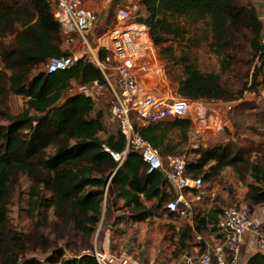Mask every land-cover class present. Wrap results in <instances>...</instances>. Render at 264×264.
I'll return each instance as SVG.
<instances>
[{
  "label": "trees",
  "instance_id": "1",
  "mask_svg": "<svg viewBox=\"0 0 264 264\" xmlns=\"http://www.w3.org/2000/svg\"><path fill=\"white\" fill-rule=\"evenodd\" d=\"M140 5L146 18L138 23L149 27L156 46L162 48V56L182 68L176 90L179 96L208 103L233 102L264 86V24L252 0H140ZM200 23L210 30V48L219 58L220 74L202 73L187 53L177 57L172 46L165 47L173 41L185 42ZM9 37L12 40L6 44ZM64 45L62 26L46 0H0V58L6 71L0 72V99L4 101L12 94L27 103L22 114L7 127H0V264H18L11 247L20 245L21 239L8 232V214L20 174L33 181V194L39 196L43 186L51 195L47 206L83 229L99 224L107 190L124 201L123 207L131 211L134 222L155 215L156 211L148 209L143 200H156L162 205L175 198L162 173H149L148 165L137 153L130 154L117 170L105 147L122 152L125 139L119 131L102 139L105 115L97 110L94 99L81 93L67 95L74 83L106 85L94 65L83 60L70 70L54 74L44 71L51 58L69 55ZM252 108L242 104L232 112L241 118ZM247 117L257 119L256 115ZM234 124L238 127L237 121ZM190 128L189 120H173L149 125L139 132L167 157L180 155L178 148L188 144ZM174 131H179L178 144L171 140ZM193 155L195 160L187 164V173L205 184L227 168L240 176L249 169L256 184L250 186L248 199L254 205L264 204V189L257 185L264 184V163L247 167L242 152L233 143L201 147ZM222 213L211 210L209 223L216 226ZM191 233L190 227L183 231L181 247L191 239ZM64 256V252H57L47 263L97 264L92 255ZM22 264L45 262L34 259ZM248 264H264V255L255 254Z\"/></svg>",
  "mask_w": 264,
  "mask_h": 264
},
{
  "label": "rangeland",
  "instance_id": "2",
  "mask_svg": "<svg viewBox=\"0 0 264 264\" xmlns=\"http://www.w3.org/2000/svg\"><path fill=\"white\" fill-rule=\"evenodd\" d=\"M82 1L86 9L95 12L98 16L100 13L105 16L103 28L94 30L91 37L100 35L107 28L117 26V14L121 9L130 13L131 23L137 24L139 19L146 18V12L140 5V0H120L118 3L113 0ZM259 16L264 24V15L260 13ZM11 40L12 38L9 37L5 40V43L8 44ZM187 40L185 42L173 41L165 47L172 46L177 57L187 53L202 73L220 74L219 58L210 48L211 34L209 28L204 23H200L196 28L192 29ZM63 48L69 51L67 45H64ZM158 49L165 67L167 82L165 87L174 92L177 90L178 82L182 78V68L170 63L169 58L162 56V48L158 47ZM2 71L5 70L0 58V72ZM73 85L78 93L93 97L97 110L101 109L104 112L105 120H108L110 108L108 91L105 88L97 90L92 88V86H88L84 90L83 85L76 83ZM206 103L209 104L208 102ZM225 104H230L231 109ZM242 104L254 106L247 112V115H256L257 119H248L247 115L239 118L232 112L233 108ZM213 105V109L217 108L224 112L226 126L224 131L218 134L212 130L206 131L198 139L200 148L210 149L233 143L242 152L247 167L250 168L251 165L257 164L262 165L264 163V86H261L256 93H245L238 101L214 102ZM26 109V100L21 97L9 94L4 101L0 99V113H4L3 116H0V127H7L12 119L22 114ZM213 114L215 115V113ZM234 121H237L238 127L235 126ZM117 134V126L109 125L105 121V131L100 137L106 140L108 137ZM192 144L193 142L191 141ZM191 145L185 144L179 148L180 155H185L188 163L195 160L194 149ZM50 153H53V151H50ZM208 170L209 168L205 171L207 172ZM253 184L256 183L249 169L242 176L235 173L231 168L225 169L219 177L206 183L208 189H216L217 196L213 202L208 203L205 200V207L201 212L203 218H206L211 210L219 209L223 212L229 205H240L248 208L252 216L264 225V204L254 205L248 199L250 186ZM257 185L264 189V184ZM34 187V183L30 178L20 174L13 187V194L10 200L8 232L10 235H18L21 239L20 245L11 247L13 249L12 256L17 258L18 264L34 259L48 264V259L57 252H64V258H75L91 255L95 249L103 253L106 247L108 254L125 255L139 264L143 261L146 264L149 259V250L153 248L154 244L160 245L158 242H153L150 230L155 229L154 219H161L166 213V201L162 205L156 201H144L148 209L156 211L155 215L149 221L134 222L130 215L131 211L129 209L124 211L123 202L118 201L114 198L111 191L107 190L108 193L102 204V215L99 224L95 228L87 225L83 229L52 206H47L46 200H49L51 195L43 186L39 188V196L38 194H33ZM118 212H120L119 215H122L121 218H115L114 214ZM109 214H111L110 218L108 217ZM179 220H182L184 225L190 218ZM121 224L125 225V230H115ZM174 227L178 226L160 224L157 229L162 230L165 228L169 232ZM88 229L93 230L89 232ZM148 230L149 232H147ZM203 230V234L207 236L209 233H213L215 229L210 226L208 228L204 227ZM168 240L169 238L167 237V242L170 243ZM176 244L177 242L173 240L171 245L168 246L171 249V254L168 252L160 254L164 260L162 264H182L183 250L179 249ZM244 250V263L248 264L250 259L258 252L251 240ZM169 254L171 255L170 257ZM158 255L159 253H157ZM58 259L60 258L58 257ZM157 263L155 262L154 264Z\"/></svg>",
  "mask_w": 264,
  "mask_h": 264
},
{
  "label": "built area",
  "instance_id": "3",
  "mask_svg": "<svg viewBox=\"0 0 264 264\" xmlns=\"http://www.w3.org/2000/svg\"><path fill=\"white\" fill-rule=\"evenodd\" d=\"M46 1L62 26L64 44L77 47L66 57L51 58L44 71L54 74L70 70L84 60L103 74L105 86L97 82L89 86L108 91V120L117 126L125 139L122 152L105 147L118 165L117 170L130 154L140 155L148 165L149 173H162L174 191L175 198L165 204V209L178 218L190 217L196 206L206 199L213 202L217 196L216 189H208L202 179L188 175L185 155L162 156L141 136L139 129L173 120H189L193 125L192 148L198 150V139L206 131L212 130L216 134L224 131V112L213 109L214 103L183 98L176 91L168 95L159 92L160 89H167V82L158 46L149 27L131 23L127 10L118 11L117 26L91 37L99 18L95 12L84 7L82 0ZM77 93L74 85L67 91L68 96ZM225 105L231 109L230 104ZM215 236L212 244L206 243L204 251L186 255L183 264H245L244 249L250 240L256 251L264 255V225L244 206L229 205L223 210L215 227ZM197 241L204 243V238L198 236ZM91 255L97 264H138L128 256L101 253L97 249Z\"/></svg>",
  "mask_w": 264,
  "mask_h": 264
},
{
  "label": "crops",
  "instance_id": "4",
  "mask_svg": "<svg viewBox=\"0 0 264 264\" xmlns=\"http://www.w3.org/2000/svg\"><path fill=\"white\" fill-rule=\"evenodd\" d=\"M252 3L256 7L258 13L259 14L261 13L262 15H264V0H252ZM105 10H107V9H105ZM98 18L99 19H98V22L95 26V30L103 28V26L105 24V16H103L102 13L99 14ZM107 29H105L104 31H106ZM76 47H77V45L73 46V47L68 46L69 52L75 50ZM159 92L161 94L168 95V94L172 93L173 91L171 89L170 90L160 89ZM105 121L109 125L111 124L109 120H105ZM168 122H170V121H168ZM192 126L193 125L191 123V128L189 131V142H188L189 145H191V141H192V138L190 140V137H192V135H191L192 129H193ZM178 136H179V131H174L171 134V140H172L173 144H178L180 142V139ZM191 146H193V144ZM179 148H178V152H179ZM206 200H207L206 202H208V203L212 202L209 199H206ZM118 201H122L123 206H124L123 200H118ZM144 201L145 200H143V202ZM152 201L155 202L156 200H152ZM206 202L204 201L203 203H200L196 206L194 213L190 217H188V218H190V220H188L184 225H183L184 222L182 220H179L181 218H178V217L172 215L166 209H165L166 213L162 216L161 219L160 218L154 219V221H155L154 228L155 229L150 230V235L152 236L153 242L154 243L158 242L160 245L154 244L153 248L151 250H149V256H148L149 259H148L146 264H154L155 262H158L157 264H162L164 262V260L162 258V255H160V254H164V252H168L171 254V249L168 246L171 245V241H173V240H174V242H177L176 245L179 247V249L183 250L184 255H182V257L179 256V257H181L182 264H183V261H184V258L186 255L194 254L197 251H204L206 249V243L209 245V244H212L214 242L215 237H216L215 236V230L213 231V233H209L207 236H205L203 234L204 233V230H203L204 227L208 228L211 226V228H213V229H215V227H216V226L209 223V221H208V215L209 214L207 215L206 218H203V216L201 214L203 208L205 207L204 204ZM124 211H128V208H124ZM119 214H120V212L115 213L114 214L115 218L116 217L121 218L122 215H119ZM130 215H131V213H130ZM151 218L152 217L148 218L147 220H145L143 222L149 221ZM188 218H186V219H188ZM220 218H221V215L219 216V220H220ZM160 224H172V225H175L178 227H174L173 230L168 232V231H166L165 228H163L162 230L157 229V227ZM124 226H125L124 224H121L120 226L116 227L115 230L124 231L125 230ZM188 227H190L192 229L191 239L186 241L184 247H181L179 245L180 236L183 233V231H185V229ZM147 232H149V230ZM145 234L147 235V233H145ZM198 236H202L204 238V243H199L197 241ZM167 237L169 238L168 241H170V243L167 242ZM155 239H157V240H155ZM105 252L108 253L107 247L105 248ZM157 253H159L158 256H157ZM170 254H169V257L171 256ZM141 264H145V261L141 262Z\"/></svg>",
  "mask_w": 264,
  "mask_h": 264
}]
</instances>
